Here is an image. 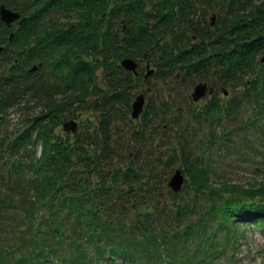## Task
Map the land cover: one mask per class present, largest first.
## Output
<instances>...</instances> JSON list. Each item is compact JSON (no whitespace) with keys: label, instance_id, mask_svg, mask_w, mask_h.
<instances>
[{"label":"trees","instance_id":"1","mask_svg":"<svg viewBox=\"0 0 264 264\" xmlns=\"http://www.w3.org/2000/svg\"><path fill=\"white\" fill-rule=\"evenodd\" d=\"M1 6L25 21H0V114L19 115L0 133V238L27 248L0 245V264H223L221 255L231 262L227 253L241 250L250 226L242 219L255 212L251 228L263 230L264 182L243 189L215 180L218 168L204 150L225 142L211 134L199 150L170 102L150 101L132 119L137 78L120 62L148 63L159 82L180 72L184 86L207 82L215 69L222 88L252 85L264 94V69L257 71L264 0ZM37 64L40 71L29 72ZM220 105L211 99L201 117L211 121ZM81 109L91 112L88 130L70 133L74 142L56 135ZM177 170L184 185L173 192L167 184Z\"/></svg>","mask_w":264,"mask_h":264},{"label":"rangeland","instance_id":"2","mask_svg":"<svg viewBox=\"0 0 264 264\" xmlns=\"http://www.w3.org/2000/svg\"><path fill=\"white\" fill-rule=\"evenodd\" d=\"M172 35L174 36L175 33L173 32ZM167 39L168 45L173 46L174 41L171 39L170 34ZM139 64L138 77L131 89L134 98L144 94L145 105L146 103L149 104L150 101H152V104H159V101H161L170 102L175 108H179L182 112L180 120L183 127L186 129L187 126L188 133L194 134V142L191 143L197 148L199 145L202 147L210 146L208 142L211 134L216 137L221 136L225 143L230 142L228 143L229 147H226L228 149L217 142V150H213L214 147L204 150L206 151L204 156L206 158H208L207 156L212 157L215 166L218 168L215 180H225L243 189H250V187H255L258 183L264 182V139L262 138L264 133L260 131L264 127V94H262L260 89L256 87L257 93L251 89L253 88L252 85L224 89L214 77L217 72L213 69L209 71L210 74L207 76V82H205L209 87H212L213 92L208 95L207 91H205L206 95L204 98L193 102L190 95L194 87L189 86L191 83L197 85L199 82L197 79H191V83L188 86H184L178 83L180 77V72H178L176 78L170 77L166 82H159L153 77L144 80L145 63ZM263 69L264 64H261L257 71L262 72ZM167 82H170V84L166 85ZM160 88V94L157 95L156 91ZM146 90H148L147 94L145 93ZM159 95L161 97H158ZM212 95H215L213 98H218L221 101V105L218 113L213 116V119L217 118L215 122L209 123L213 119L206 122L201 117V113L202 108L209 102L208 99ZM259 109L260 111H258ZM40 110V108H37L34 113H38ZM88 115H91L90 111H86L85 114V111L81 109V114L75 120L81 134L82 132L85 133L89 128L87 124ZM18 116L17 113L6 115L0 123V133L12 131L11 129L16 124ZM205 125H209L210 130L206 129ZM61 132L56 133V135H62L64 138L67 137L74 142L73 137H71L73 136L72 134ZM198 149L200 150V148ZM37 153H40L39 149ZM1 167L0 165V169ZM182 184L184 185V180ZM23 201L24 199L21 200L23 203L21 205H29L28 200ZM23 215L29 214L25 213ZM18 218L20 219V217ZM9 226L10 229L13 228L11 232L18 231L19 233L23 229V226L18 224L14 227L10 224ZM262 234L264 232L251 228L246 231L245 242L241 246L242 253L236 257L237 262L235 264H264V237ZM26 235L30 237V231ZM114 239L117 238L114 236ZM7 242L12 250L19 249L21 253L26 251L25 248L27 246H20L15 239L6 240L2 234L0 245ZM118 263L126 264L127 262L119 260Z\"/></svg>","mask_w":264,"mask_h":264},{"label":"water","instance_id":"3","mask_svg":"<svg viewBox=\"0 0 264 264\" xmlns=\"http://www.w3.org/2000/svg\"><path fill=\"white\" fill-rule=\"evenodd\" d=\"M19 18V14L13 13L6 9L4 6L0 7V21L3 22L7 27L11 25L12 22L16 21ZM24 20L22 19L20 21V24H22ZM214 23V18H211V25ZM1 51V49H0ZM261 63H264V57L261 59ZM120 67L127 71L132 73L134 76H137V63L133 61L132 59H124L120 62ZM147 73L145 74L144 78H148L151 75H153L154 71L149 70V65L146 67ZM207 90L206 85L199 84L193 89V93L191 95V98L194 102L198 101L200 98H202L205 95V91ZM144 105V97L143 95H140L135 98L131 105V118L132 119H138L140 116ZM63 131H71L72 133H75L77 131V125L74 122H68L63 125ZM183 182V177L180 173V171H176L173 177L168 182L167 186L173 191L177 192L181 189Z\"/></svg>","mask_w":264,"mask_h":264},{"label":"flooded vegetation","instance_id":"4","mask_svg":"<svg viewBox=\"0 0 264 264\" xmlns=\"http://www.w3.org/2000/svg\"><path fill=\"white\" fill-rule=\"evenodd\" d=\"M217 80H218V77L217 76H214ZM212 88V87H211ZM225 92V91H224ZM208 95H210V94H208ZM215 95H212L211 97H209V99H208V101H211V99H214L213 97H214ZM204 98V97H203ZM216 100H218V98H215ZM207 101V102H208Z\"/></svg>","mask_w":264,"mask_h":264}]
</instances>
